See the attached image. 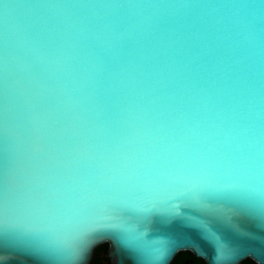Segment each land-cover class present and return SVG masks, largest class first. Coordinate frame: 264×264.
I'll return each mask as SVG.
<instances>
[{
    "label": "water",
    "instance_id": "water-1",
    "mask_svg": "<svg viewBox=\"0 0 264 264\" xmlns=\"http://www.w3.org/2000/svg\"><path fill=\"white\" fill-rule=\"evenodd\" d=\"M102 243L264 264V0H0V264Z\"/></svg>",
    "mask_w": 264,
    "mask_h": 264
},
{
    "label": "flooded vegetation",
    "instance_id": "flooded-vegetation-1",
    "mask_svg": "<svg viewBox=\"0 0 264 264\" xmlns=\"http://www.w3.org/2000/svg\"><path fill=\"white\" fill-rule=\"evenodd\" d=\"M88 264H112L108 256V245L102 243L95 247L93 255ZM170 264H205V261L196 257L189 251H179ZM237 264H257L253 260L246 258Z\"/></svg>",
    "mask_w": 264,
    "mask_h": 264
},
{
    "label": "snow or ice",
    "instance_id": "snow-or-ice-1",
    "mask_svg": "<svg viewBox=\"0 0 264 264\" xmlns=\"http://www.w3.org/2000/svg\"><path fill=\"white\" fill-rule=\"evenodd\" d=\"M98 239H104V238L103 237H97L96 239L89 241V246L93 247L96 244Z\"/></svg>",
    "mask_w": 264,
    "mask_h": 264
}]
</instances>
